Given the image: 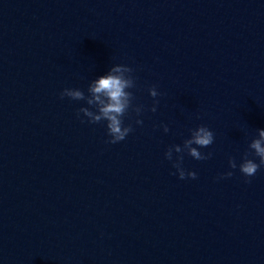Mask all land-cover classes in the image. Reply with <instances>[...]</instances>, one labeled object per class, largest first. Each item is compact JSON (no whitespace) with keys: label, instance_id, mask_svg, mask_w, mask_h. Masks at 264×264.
<instances>
[{"label":"water","instance_id":"water-1","mask_svg":"<svg viewBox=\"0 0 264 264\" xmlns=\"http://www.w3.org/2000/svg\"><path fill=\"white\" fill-rule=\"evenodd\" d=\"M116 65L143 111L109 144L60 93ZM200 125L212 157L181 180L165 152ZM257 129L264 0H0V264H264V167L239 171Z\"/></svg>","mask_w":264,"mask_h":264},{"label":"clouds","instance_id":"clouds-1","mask_svg":"<svg viewBox=\"0 0 264 264\" xmlns=\"http://www.w3.org/2000/svg\"><path fill=\"white\" fill-rule=\"evenodd\" d=\"M135 87V79L133 77V69L125 65H116L109 71L93 80L87 89L88 95L80 89L66 88L60 93V99L65 97L73 101H84L88 107H82L77 112V117L82 113L87 118L90 124H100L106 122L107 135L110 139L109 144H117L126 139L133 131L131 125L125 126L124 118L131 108L137 116L141 115L143 108L132 106L134 99L133 93L129 91ZM149 95L153 98V106L150 111L156 112V105L159 103L155 98L160 95L156 87L149 88ZM82 123L84 121H81ZM142 120H136L137 125H141ZM165 133L169 131L166 125H163ZM258 138H253L248 145L246 151L241 157L242 162L239 164L240 173L248 178L253 177L258 170L264 167V129H257ZM214 142V134L208 127L200 125L195 129L190 130V138L184 140L183 145H173L165 152V158L169 161L173 160V153L177 154L173 167L176 169L178 178L184 180L197 179L195 172H186L182 167L184 154L192 157L195 160L203 161L212 157V153H202L199 149L207 148ZM252 157V158H250ZM258 159L259 163L256 162ZM229 167L237 168V163L234 158H229ZM233 172H228L221 179L231 177ZM250 183V180H246Z\"/></svg>","mask_w":264,"mask_h":264}]
</instances>
